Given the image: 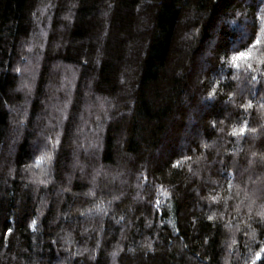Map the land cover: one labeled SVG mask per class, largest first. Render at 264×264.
Here are the masks:
<instances>
[{"label": "trees", "instance_id": "obj_1", "mask_svg": "<svg viewBox=\"0 0 264 264\" xmlns=\"http://www.w3.org/2000/svg\"><path fill=\"white\" fill-rule=\"evenodd\" d=\"M0 264H264V0H0Z\"/></svg>", "mask_w": 264, "mask_h": 264}]
</instances>
